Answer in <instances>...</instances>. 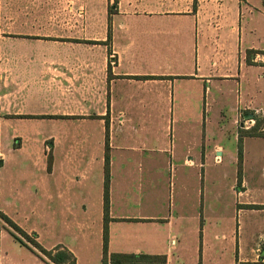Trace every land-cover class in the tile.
I'll use <instances>...</instances> for the list:
<instances>
[{
  "label": "crops",
  "instance_id": "crops-1",
  "mask_svg": "<svg viewBox=\"0 0 264 264\" xmlns=\"http://www.w3.org/2000/svg\"><path fill=\"white\" fill-rule=\"evenodd\" d=\"M256 121L264 0H0V212L47 251L103 264L108 138L107 264H264Z\"/></svg>",
  "mask_w": 264,
  "mask_h": 264
},
{
  "label": "trees",
  "instance_id": "trees-1",
  "mask_svg": "<svg viewBox=\"0 0 264 264\" xmlns=\"http://www.w3.org/2000/svg\"><path fill=\"white\" fill-rule=\"evenodd\" d=\"M263 122L256 121L253 128L249 130L241 129L239 131L238 142V182L241 180V160H242V138L245 136H262L264 137V131L262 130ZM109 154H108V138L106 139V152H105V168H104V226H103V264H107V239L108 231L107 225L109 222ZM247 208H262L261 206L249 205ZM0 218L6 222L13 230L19 232L25 238L29 236L20 230L8 217L0 212ZM20 241V240H19ZM22 243V242H21ZM52 264H75L73 256L66 250H60L56 248L55 251H47L41 248L35 241L31 242ZM111 264H165L164 256H150V255H134V254H111L109 256Z\"/></svg>",
  "mask_w": 264,
  "mask_h": 264
},
{
  "label": "rangeland",
  "instance_id": "rangeland-1",
  "mask_svg": "<svg viewBox=\"0 0 264 264\" xmlns=\"http://www.w3.org/2000/svg\"><path fill=\"white\" fill-rule=\"evenodd\" d=\"M43 24H49V19H43ZM212 142L213 139L209 135V141L205 148L210 149ZM168 164L169 170H164L160 179L162 184L160 185L161 197H163V204L167 210H169L170 202L176 205L180 180L179 173L174 172L176 161L170 160ZM208 167L209 165H207ZM171 212L174 214L173 209ZM32 241H34L32 237L25 238L0 218V264H52L34 247Z\"/></svg>",
  "mask_w": 264,
  "mask_h": 264
},
{
  "label": "built area",
  "instance_id": "built-area-1",
  "mask_svg": "<svg viewBox=\"0 0 264 264\" xmlns=\"http://www.w3.org/2000/svg\"><path fill=\"white\" fill-rule=\"evenodd\" d=\"M245 126H247V125H245ZM216 162H219L220 161V159H219V157H216Z\"/></svg>",
  "mask_w": 264,
  "mask_h": 264
}]
</instances>
